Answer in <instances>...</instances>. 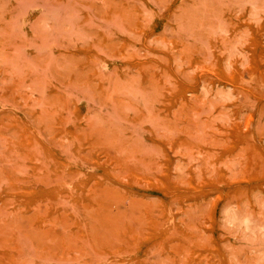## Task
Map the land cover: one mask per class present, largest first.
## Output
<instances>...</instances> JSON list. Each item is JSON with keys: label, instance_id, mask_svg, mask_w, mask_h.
<instances>
[{"label": "rangeland", "instance_id": "374dc122", "mask_svg": "<svg viewBox=\"0 0 264 264\" xmlns=\"http://www.w3.org/2000/svg\"><path fill=\"white\" fill-rule=\"evenodd\" d=\"M0 264H264V0H0Z\"/></svg>", "mask_w": 264, "mask_h": 264}]
</instances>
